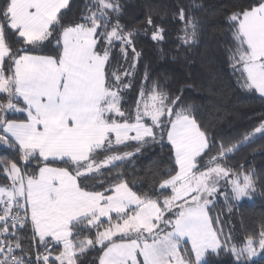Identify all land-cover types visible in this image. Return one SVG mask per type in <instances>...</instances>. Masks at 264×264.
Instances as JSON below:
<instances>
[{"label":"snow or ice","instance_id":"6c2138e0","mask_svg":"<svg viewBox=\"0 0 264 264\" xmlns=\"http://www.w3.org/2000/svg\"><path fill=\"white\" fill-rule=\"evenodd\" d=\"M68 6L69 0H5L0 6V96L5 97L0 99V146L17 152L25 165L0 161L9 181L0 185V264H49L56 244L62 245L54 257L59 264H78L96 245L102 253L98 264H202L206 253L222 248L235 264H249L257 248L264 252V223L257 235L229 246L231 234L216 226L220 218L210 211L222 180L237 200L254 188L253 171H236L222 161L264 135V121L238 142L220 143L219 151L201 163L214 141L181 96L153 82L150 89L141 86L134 109L122 106L121 93L132 86L125 80L140 54L135 32L120 22V0H91L79 22L65 24L61 10ZM178 19L183 27L177 39L188 44L197 22L186 18L182 7ZM227 23L233 73H239L242 88L264 96V0L232 12ZM147 24L153 26L151 17ZM5 28L21 43L15 52ZM153 28L151 38L163 40L164 30ZM45 42H54L55 56L29 54V46L34 50ZM117 46L126 62L131 50L127 68L111 63ZM9 113H24L26 119H8ZM128 142L170 146L174 164L158 189L138 194L117 174V182L104 191L86 190L89 179L140 151L98 159ZM56 161L66 166H51ZM222 194L229 198L227 191ZM93 229L94 238H79ZM28 232L37 249L34 259L24 244L29 237L22 233ZM118 234L120 242L113 239Z\"/></svg>","mask_w":264,"mask_h":264},{"label":"trees","instance_id":"16d2710c","mask_svg":"<svg viewBox=\"0 0 264 264\" xmlns=\"http://www.w3.org/2000/svg\"><path fill=\"white\" fill-rule=\"evenodd\" d=\"M253 0H120L122 15L120 22L126 30L135 32V48L140 54L136 70L125 83L131 87L125 89L122 106L126 111L135 108L141 86L150 89L153 82L159 85L172 96H181L184 105H190L196 115L198 123L207 130L212 143L211 150L203 157L201 163L206 162L208 156L219 151V144L230 146L238 142L244 135L254 131L264 121V96L255 90H247L240 86L239 73H233L228 59V49L233 46L228 16L241 8H246ZM5 0H0L3 6ZM91 0H70L67 9H62L64 23L79 22L86 4ZM185 10L186 18L193 17L197 22L196 37L188 44L182 43L178 36L182 35L183 23L178 19L179 9ZM151 17L153 26L162 28L163 40L154 41L152 36L153 26L147 24ZM5 38L13 52L21 43L9 29L5 28ZM29 54L55 56L54 42L31 50ZM23 54V53H21ZM132 59L129 50L128 62ZM119 63L121 68H127L128 62L119 54L117 46L112 54V65ZM7 72V61L5 62ZM145 72L149 79L144 80ZM5 97L0 96V99ZM15 102V101H14ZM23 107L22 101L19 103ZM8 119L24 120V113H9ZM140 151L134 157L122 162H116L115 167H106L96 177L86 183L88 191H104L111 183L117 182L115 177L121 174L133 191L138 194H153L158 189L162 179L167 178L164 171L174 164L169 156L170 146L152 142L136 144L128 142L127 146H118L112 152L101 153L98 159L106 155L122 154L127 151ZM0 161H15L18 166L25 165L18 160V153L0 146ZM35 163V162H33ZM222 163L236 171H253L254 188L249 194L252 199H235L231 196L230 185L221 181L220 193L214 198L210 215L220 218L217 227H223L225 234H231V244L241 245L248 235H257L260 225L264 223V135L257 134L251 142L240 147L239 150L227 156ZM51 166L64 167L60 161L53 162ZM32 170V164L27 166ZM109 176L111 179H108ZM9 181L0 170V185ZM82 186L84 184L82 183ZM228 192L229 198L225 200L222 194ZM165 194H170V190ZM115 220V215L113 216ZM104 226H107L106 219ZM101 231L103 228L100 229ZM29 239L24 241L25 248L33 253L37 249L31 246L30 232L22 233ZM95 229L89 233L85 230L79 237L94 238ZM120 241V236L113 237ZM51 243V242H50ZM189 249L191 245H186ZM100 246L87 251L78 258V264H98V257L102 253ZM62 249V245H54L49 264H59L54 257ZM43 252V247L38 249ZM203 264H235L234 257L227 248L218 250V253L208 254ZM249 264H264V256L254 259Z\"/></svg>","mask_w":264,"mask_h":264},{"label":"rangeland","instance_id":"374dc122","mask_svg":"<svg viewBox=\"0 0 264 264\" xmlns=\"http://www.w3.org/2000/svg\"><path fill=\"white\" fill-rule=\"evenodd\" d=\"M243 198L252 199V195H251V194H248L247 196L240 198V199H239V201H240V200H242ZM257 251H258V253H259V254H258L256 257H253V259H252V260H254V259H257V258H260V257H263V256H264V252H262L261 250H259V248H257ZM210 253H213V252L209 251V252H208V254H210ZM208 254L206 253V254H205V257L207 256V258H208ZM204 262H205V261H204ZM204 262H202V263H204Z\"/></svg>","mask_w":264,"mask_h":264},{"label":"crops","instance_id":"0c3cea01","mask_svg":"<svg viewBox=\"0 0 264 264\" xmlns=\"http://www.w3.org/2000/svg\"><path fill=\"white\" fill-rule=\"evenodd\" d=\"M70 1V0H69ZM134 134V133H133ZM54 167V166H53ZM110 194V193H109ZM113 216L115 215L114 213L112 214ZM102 219H106V218H102ZM119 235V234H118ZM116 242H120V241H116ZM189 244H190V242H189ZM208 254V253H207ZM140 259L142 260V257H140ZM207 260V256L206 257H204V261H206ZM203 261V262H204ZM203 264V263H202Z\"/></svg>","mask_w":264,"mask_h":264}]
</instances>
